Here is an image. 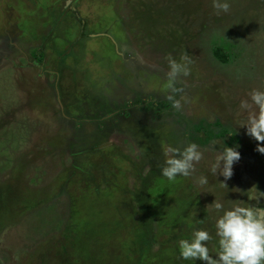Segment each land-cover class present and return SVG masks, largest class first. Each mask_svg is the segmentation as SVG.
Instances as JSON below:
<instances>
[{"label":"rangeland","instance_id":"rangeland-1","mask_svg":"<svg viewBox=\"0 0 264 264\" xmlns=\"http://www.w3.org/2000/svg\"><path fill=\"white\" fill-rule=\"evenodd\" d=\"M64 1L0 0V264H33L36 258L38 264H134L138 256L123 247L141 237L134 231L140 182L146 186L143 194L153 200L146 220L154 244L153 254L142 253L137 264H193L179 257L176 241L195 228L215 239L217 213L211 203L264 208V197L257 192L264 193V155L254 150L256 142L243 127L255 107H239L252 89L264 87V0H228L227 12L215 11L212 0H76L79 16L91 27L93 21L99 24L90 30L96 39L83 40L80 50L73 45L75 54L83 56L80 66L74 65L83 71L78 67L75 78L66 74L58 83L70 96L62 100L70 101L67 108L73 110L69 99L74 96L72 104L82 110L77 118L84 122L76 130V120H62L50 89L60 61L47 45L41 48L52 18L74 0ZM108 22L126 28L127 34L121 28L115 33L123 41L120 49L118 42L114 47L102 37ZM68 47L65 42L58 49L70 66ZM215 49L225 55L224 63L213 56ZM37 51L40 61L34 59ZM169 57L186 63L188 74L169 78ZM146 67L157 74L147 89ZM97 91L108 109L118 106L114 110L111 105L116 112L102 130L97 124L106 119L105 112L91 106L101 102ZM126 104L129 110L121 113ZM216 123L241 141L226 188L218 183L223 178L210 172L217 152L231 147L226 143L230 133L208 138L204 125L218 133ZM186 143L198 145L201 160L190 176L166 180L168 188L163 185L159 192L162 185L156 178L163 179L159 168L166 149ZM95 146L99 155L92 153ZM154 167L153 177L148 176ZM201 175L205 185L197 183ZM250 195L254 199L248 200ZM69 230L76 254L63 239ZM212 244L208 248L214 254Z\"/></svg>","mask_w":264,"mask_h":264},{"label":"clouds","instance_id":"clouds-1","mask_svg":"<svg viewBox=\"0 0 264 264\" xmlns=\"http://www.w3.org/2000/svg\"><path fill=\"white\" fill-rule=\"evenodd\" d=\"M212 8L217 12H227L228 0H212ZM186 59V58H185ZM187 75V64L178 63L171 57L168 58L169 78L178 74ZM252 106L255 112L249 114L243 125L245 135L256 142L255 151L264 155V87L252 89L248 100H241L239 107L247 111ZM173 107L179 108L178 102H173ZM167 158L159 168V175L169 182L177 177H188L194 170V164L201 160V151L195 143H186L182 148L169 146L166 149ZM239 159V153L232 147H223L215 157V162L210 167V172L223 178L220 183L226 188L224 181L231 175V166ZM206 177L197 178L199 185L207 183ZM256 190V188H255ZM257 191V190H256ZM259 193L264 197V193ZM248 200L254 199L248 196ZM217 215L214 222L213 236L204 228H195L188 238L176 241L177 252L181 259L202 264H264V208L245 207L233 204L225 207L220 202L211 203ZM200 221H197L199 223ZM213 241L214 254H209L208 242Z\"/></svg>","mask_w":264,"mask_h":264},{"label":"flooded vegetation","instance_id":"flooded-vegetation-1","mask_svg":"<svg viewBox=\"0 0 264 264\" xmlns=\"http://www.w3.org/2000/svg\"><path fill=\"white\" fill-rule=\"evenodd\" d=\"M75 1L76 0H74L73 2L70 1V3H69L70 5L68 6V8H66V7L64 8V10H63L61 15L58 13V15H60V17L54 18L55 20L52 18V22H51L52 25H51V27L49 29V32L47 33V37L45 39H43L44 41L42 42V45H41V48H43V49H45V47L47 45L48 50L52 51L54 53L55 58H57L60 61V64L58 65L59 67H57L56 72L52 73L53 77H54V84H53V88L50 87V89H52L53 94L55 95L56 103H57V105L59 107V113L61 114V117L63 118L62 120H66V119L68 120V118H69V120H73V121L76 120V126H74V128H73L74 130L80 128L81 125H83V122H84L83 119L77 118L82 113V110L81 109L77 110L76 106L73 105L72 103H71V105H72L74 110H71V109L67 108V106L69 104L65 103L62 100H64V95H66V97H70V96L68 94H65L66 92L62 89L61 85H59L58 83L60 82V84H61V80L62 79L66 80V76H65L66 74L69 76V78L70 77L72 78L73 76H74L73 78H75L76 73H78V67L80 66V62H81L83 56L81 58L80 57V55H81L80 53L75 54V51L73 50V45H74V43H76L75 44L76 47H78V50H80L82 48V44L84 43V41L87 42L86 40L87 39L90 40V38H91V40L96 39L95 34H93L92 31H90V30L92 29L93 26L97 27V25H99L98 21H96V22L93 21V26L91 27V24H90L91 22H89L85 18L80 17L79 14H78V9H77V7H76V5L74 3ZM65 2H66V0L64 1V3ZM5 12L7 14H9L8 11H5ZM68 15H69L71 20L69 21V24L67 25L66 21L68 19L67 18ZM56 19H57V21H56ZM107 25L108 26L106 28H103V30H102L105 34L103 35L101 33V31L99 33L101 35H103L102 36L103 38H106L110 43H112L114 47L117 46V42H118L119 49H120L122 44H123V41L118 39L116 37L115 33L116 32L119 33L118 29L121 28V25H119V23L117 24L116 22L115 23H113V22L109 23L108 22ZM3 28H4V25H2V29H0V32H3ZM121 29L125 32L126 28L122 26ZM67 31L70 34V37L69 36L67 37V34H66ZM125 33L127 34V31ZM81 41H83V42H81ZM126 41H127V38L124 37V42H126ZM65 42L69 46L68 48L70 50L69 54H68L69 55L68 57L73 62V64H71L70 66L65 64V61H64L65 54L61 57L60 56L61 53H60V51L58 49L59 46L62 43L64 44ZM109 42L107 44H110ZM49 44H50V46H49ZM47 47H46V49H47ZM101 47L103 48V45ZM40 52L41 51H37V53H40ZM111 53H113L112 50H111ZM55 54H57V55H55ZM114 54H117L118 56L120 55L117 52H114ZM114 54H113V56H114ZM78 56H79V58H78ZM0 59H1V57H0ZM77 63H79V66L74 65V64H77ZM98 64L102 65L101 62L98 63ZM79 68L81 69V67H79ZM80 69H79L80 72L83 71L82 69L81 70ZM85 73H86V71H85ZM143 74L146 76V79L143 82H144V84L146 86V89H147L149 87V84H150L149 82L151 80H153L154 77L157 76V74H156V72L150 70L147 67L143 69ZM87 75H88V73H86V76ZM133 76H134V78L136 80V74H133ZM85 79L86 80H84V81L87 82L88 77H86ZM118 80L120 81V83L122 85H124V86L126 85V83H123L122 79H118ZM87 83H89V80H88ZM70 84H71V86H70L71 89L70 90L74 91L75 88H76V84L74 83V80H72V82H70ZM125 88H126V86H125ZM122 91H124L125 93L129 94L128 88H126V90L122 89ZM85 93H87V96H84V97L89 99V91H87ZM98 95H99V98H100L101 102H99L97 104V106L96 105H91V106H93L92 109H94V110L95 109L96 110H101L102 109V111L105 112L104 113V117L106 119H108L107 117H110V118L113 117V114L116 112V111L110 110L111 107H112L111 105H113V104L109 105V109H108L107 100L102 97L100 91H97V96ZM73 98H74V96L71 97V99H73ZM76 102H78V101H76ZM111 103H113V102H111ZM126 106H128V108L124 107L123 109H121L122 110L121 113L123 111H125V110L126 111L129 110V108H130L129 106L130 105L126 104ZM131 106H133V105H131ZM117 107L118 106H114V107H112V109L115 110ZM70 112H72V114L75 115L74 118H72L73 116L70 115ZM130 112H132V111H130ZM64 114L66 116H68V117H65ZM73 134L77 135V137L80 135V134H77V133H73ZM72 140L74 142L75 139L72 137ZM79 143H80V141L75 143V144H79Z\"/></svg>","mask_w":264,"mask_h":264},{"label":"trees","instance_id":"trees-1","mask_svg":"<svg viewBox=\"0 0 264 264\" xmlns=\"http://www.w3.org/2000/svg\"><path fill=\"white\" fill-rule=\"evenodd\" d=\"M213 56L217 59V60H219V61H221L222 63H224L225 61H226V57H225V55H223V54H221L220 52H219V50L218 49H215L214 51H213ZM41 54L39 53V54H35V60H38V61H40L41 60ZM69 100H71V103H72V99L70 98ZM74 102H76V101H74ZM67 103L68 104H70V101H67ZM75 106H76V109L77 110H80V107H79V105L77 104H75ZM74 110V109H73ZM148 110H150V109H148ZM109 120H111V119H105L104 121H100V122H98V124H97V129L98 130H102L104 127H108V124H110V122L111 121H109ZM94 125V124H93ZM220 126L218 123H216L214 126L216 127V126ZM147 128H149L148 126H147ZM211 127L209 126V125H204V129H205V131H206V133H210V135H209V139H211V138H217V137H225L226 136V134L227 133H230L231 135H230V140H229V142H226L227 144H230L231 145V147L232 148H234L236 151H238V146H237V144L238 143H241V141L239 140L240 139V137L238 136V135H235L234 133H231V130H227V129H225L224 127H222V126H220V128H218V129H220L221 131H219L218 133L215 131V130H212V129H210ZM217 130V129H216ZM148 131H151L150 130V128H149V130ZM226 144V145H227ZM91 150H92V153H95V154H97V155H99V153H101V151H99L97 148H96V146L95 147H91ZM95 150V151H94ZM96 155V156H97ZM118 156H121V155H119L118 154ZM96 167H98V165H96ZM99 167H104V166H102V164H101V166L99 165ZM130 167V166H129ZM72 168L75 170V168H76V165L74 164V161L72 162ZM100 169V168H99ZM102 169V168H101ZM132 169H133V171L135 172V169H134V166L132 167ZM156 168L154 167V169H150V174L148 173H146L148 176H152L153 177V175H154V173H155V170ZM68 175V174H67ZM69 178H71V176H67V178H66V180H64L66 183H68V179ZM140 180V179H139ZM158 180V182L162 185L161 187H160V190L161 191H159V192H161V193H163V191H164V189L167 187L168 188V185H169V183H167V181H166V179H162L161 181L159 180V179H157L156 178V181ZM141 184H142V187L143 188H139V191H138V193H137V196H139V194H141V197H138L137 198V207H138V209H140V210H138V213L137 214H139L140 215V217H139V221L137 222V225L138 226H134V231H139V233H140V235H141V237L139 238L138 237V241L136 242V243H134L132 246H128V244L127 243H125V247H123V248H125L124 250L125 251H129L131 254H136L138 257H133V260H134V264H137L140 260H139V255L141 256L142 255V253H144L145 255H152L153 254V252H152V249H150V248H152L151 247V245L153 246V244L154 243H152V242H154V241H152V240H154V237H153V235H152V232H151V224L149 223V221L148 220H146V219H148L147 217H148V215H149V210H151V206H149L148 207V205L150 204L151 205V202L153 201L152 199H151V197L148 195V197L145 195V194H143V190L142 189H144L146 186H144V183L143 182H140V186H141ZM163 185H166V187H164ZM78 189V188H77ZM77 189H75V188H73V190H77ZM146 189V188H145ZM66 192V194H67V190L65 191ZM71 196V198H72V202L74 201V198L75 197H72V195H70ZM147 197V198H146ZM73 203H75V202H73ZM80 202H78L77 204L79 205V207L81 208V204H79ZM143 214V215H142ZM142 215V216H141ZM114 222H117V221H114ZM175 226H176V224H175ZM116 227V226H115ZM177 227V226H176ZM68 228V227H67ZM102 229V227H99V231ZM115 229V228H114ZM114 232H117L116 230H113ZM120 231H124V229L123 228H121V230ZM72 232H73V230L72 231H67V234H65L64 235V237H63V239L66 241V243H67V246H69V248H71V246H72V248H74L75 249V254L77 253V247L74 245V243H70L69 241H68V237H70L71 235H69L70 233L72 234ZM176 232V231H175ZM151 239V240H150ZM170 241H173V238H170L169 239ZM150 241V242H149ZM214 241V240H213ZM213 241H212V243H213ZM213 245V244H212ZM71 248V249H72ZM213 249H214V247H213ZM215 250V249H214ZM41 251V250H40ZM99 252H100V250H98ZM42 252V251H41ZM74 254V255H75ZM210 255H212V253L210 252L209 253ZM156 255V254H155ZM88 256V253H86L82 258H86ZM38 259L39 258H36V259H34V263L33 264H38ZM36 261V262H35ZM45 263H46V261H45ZM78 262H76V261H73L71 264H77ZM47 264V263H46Z\"/></svg>","mask_w":264,"mask_h":264}]
</instances>
